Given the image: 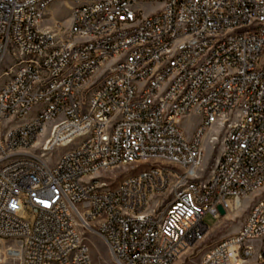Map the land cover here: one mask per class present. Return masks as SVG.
I'll use <instances>...</instances> for the list:
<instances>
[{
  "label": "built area",
  "instance_id": "2783aa9c",
  "mask_svg": "<svg viewBox=\"0 0 264 264\" xmlns=\"http://www.w3.org/2000/svg\"><path fill=\"white\" fill-rule=\"evenodd\" d=\"M88 234L115 264H264V0H0V247L94 264Z\"/></svg>",
  "mask_w": 264,
  "mask_h": 264
},
{
  "label": "rangeland",
  "instance_id": "374dc122",
  "mask_svg": "<svg viewBox=\"0 0 264 264\" xmlns=\"http://www.w3.org/2000/svg\"><path fill=\"white\" fill-rule=\"evenodd\" d=\"M156 9L157 7H148V10L150 11H155ZM69 16L70 11L65 5H55L50 8L48 21L52 22L53 19L64 20V25L69 26ZM199 121L200 119L198 117H193L188 118L180 123L188 138L191 137L193 128L199 123ZM220 150V145H217L213 150L208 142H206L204 166H207L210 169L219 156ZM123 176L124 172L119 175L117 181L122 180ZM248 202L249 200L244 201V206L242 209L231 212L229 215L225 216L218 222L211 215H206L204 217V221L211 229L209 230L204 242L201 244L199 251L236 234L247 215ZM25 214L27 215L28 219H31L28 213ZM88 239L90 241L94 264H115L111 257L109 248L102 237L98 235L88 234ZM5 253L6 252L4 250V247H0V264H16L14 260L7 256ZM197 253L198 252L195 253V256L197 255ZM195 256H193L191 259H187L183 263L177 264H193V262L196 260Z\"/></svg>",
  "mask_w": 264,
  "mask_h": 264
},
{
  "label": "water",
  "instance_id": "95a60500",
  "mask_svg": "<svg viewBox=\"0 0 264 264\" xmlns=\"http://www.w3.org/2000/svg\"><path fill=\"white\" fill-rule=\"evenodd\" d=\"M218 211L221 214V216H225L226 215V211L224 210V208L221 205L218 206Z\"/></svg>",
  "mask_w": 264,
  "mask_h": 264
},
{
  "label": "bare ground",
  "instance_id": "6f19581e",
  "mask_svg": "<svg viewBox=\"0 0 264 264\" xmlns=\"http://www.w3.org/2000/svg\"><path fill=\"white\" fill-rule=\"evenodd\" d=\"M4 250H5V249H4ZM5 252H6L5 254L8 256V253H7V251H6V250H5Z\"/></svg>",
  "mask_w": 264,
  "mask_h": 264
}]
</instances>
